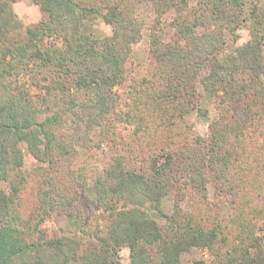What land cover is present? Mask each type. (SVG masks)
I'll return each instance as SVG.
<instances>
[{
	"label": "trees",
	"instance_id": "1",
	"mask_svg": "<svg viewBox=\"0 0 264 264\" xmlns=\"http://www.w3.org/2000/svg\"><path fill=\"white\" fill-rule=\"evenodd\" d=\"M32 1L46 19L16 34L14 0H0V181L9 183V193L0 190V264H121L123 247L128 264H183L192 248L207 250L208 264H264L257 235L264 233V9L252 4L250 40L227 54L221 30L233 34L240 22L228 8L241 13L248 0H197V8L187 0ZM143 1L157 13L153 75L132 79L122 101L113 88L124 84L140 39L134 13ZM170 8L174 33L166 39L160 17ZM94 17L111 27L109 37L83 31ZM201 26L215 29L196 36ZM46 38L64 45H45ZM198 87L216 110L207 139L174 131L190 112L206 117ZM116 129L134 135L128 157H108L87 178L72 169L75 146H99ZM22 144L40 163L30 172L22 170ZM35 177L38 204L26 213L20 198ZM209 182L215 201L207 198ZM77 191L97 213L76 207ZM166 196L175 204L165 227L143 207ZM54 212L71 233L40 229Z\"/></svg>",
	"mask_w": 264,
	"mask_h": 264
},
{
	"label": "rangeland",
	"instance_id": "2",
	"mask_svg": "<svg viewBox=\"0 0 264 264\" xmlns=\"http://www.w3.org/2000/svg\"><path fill=\"white\" fill-rule=\"evenodd\" d=\"M257 4L261 9H264V0H248L247 4L243 6L241 13L238 8H228L229 15L233 16L235 13L240 22L238 28L233 34H231L225 27L221 30V38L224 41V51L228 53H233L234 50L250 40V9L252 4ZM187 6L189 8H197V0H187ZM12 11L15 15L16 21L21 25V29H16L14 33L17 34L24 31L26 27L38 24L40 21L46 19V14L43 13L39 6L36 5L32 0H14L11 5ZM238 10V11H237ZM135 17L140 25V39L137 43L132 45L131 53L129 55L128 63L126 64L125 71V82L122 86H115L113 92L119 95L120 100H128L127 91L130 90L131 80H141L150 78L153 75V64L149 58L150 49V27L157 17V13L154 10L153 5L149 1H143L137 5L135 8ZM176 17V11L174 8H170L164 14L161 15L160 21L164 27V36L166 39H170L174 33V27L171 25ZM229 25L233 26L234 23ZM215 29L214 26H201L197 27L194 32L196 36L205 34L211 30ZM83 31L89 35L92 39L102 40L111 35L112 29L109 25L105 24L100 17L91 18L83 21ZM48 41L53 42L57 47H63L64 42L60 39L46 38L44 44L46 45ZM207 71L201 68L198 75L204 76ZM36 91L31 89V95H35ZM197 103L201 109H204L207 113L206 117L200 116L196 111L190 112L183 117V120L178 121L175 124V133L187 134L189 137L199 136L203 139L209 137V124L216 118V110L214 108L213 101L206 97L202 92L201 88L197 89ZM123 110L120 103L116 108L119 113ZM70 123L67 127H70ZM92 139L98 138V132L92 131L90 134ZM134 135L131 133H126L120 129L111 131L108 138L99 146L92 147H81L75 146V156L72 163V169L76 172H80L86 178L93 175L98 171L99 168L107 162L110 156H122L128 157L130 155L131 149L134 147ZM23 162L22 170L25 172H30L36 167L40 166L27 151L25 144L21 146ZM37 178H33L31 182L28 183L26 189L21 194V204L22 209L26 213H34L37 204V190H36ZM9 183L7 181H0V190L9 193ZM77 202L76 207L80 209L85 215L88 211H93L97 213L98 207L96 203L86 194L77 191ZM206 193L209 201H215L217 199L216 193L212 184L209 182L206 185ZM175 199L173 196H166L161 199L158 207L154 203H147L144 205L143 210L160 225H165V216H170L174 212ZM180 209L186 210L189 208L188 202L182 200L179 202ZM40 229L44 231H55L57 233H71V227L67 224V219L64 215L57 212L52 213L46 221L40 225ZM75 230L73 231V233ZM165 233V232H164ZM263 232H258L257 235L261 237L262 243H264ZM80 237L79 234H77ZM76 236V235H75ZM156 248H153L155 252ZM118 259L121 264L129 263V251L127 248L123 247L118 252ZM181 260L183 264H192L195 261H203L205 264L211 262V256L207 250L192 248L188 252L182 254ZM158 264V263H155Z\"/></svg>",
	"mask_w": 264,
	"mask_h": 264
}]
</instances>
